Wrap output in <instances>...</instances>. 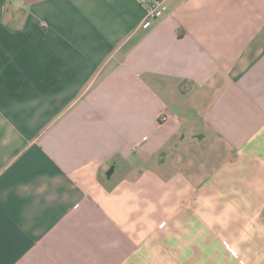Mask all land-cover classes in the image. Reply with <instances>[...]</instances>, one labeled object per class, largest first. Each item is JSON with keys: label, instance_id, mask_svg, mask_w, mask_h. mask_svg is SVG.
<instances>
[{"label": "crops", "instance_id": "crops-1", "mask_svg": "<svg viewBox=\"0 0 264 264\" xmlns=\"http://www.w3.org/2000/svg\"><path fill=\"white\" fill-rule=\"evenodd\" d=\"M166 6L0 0V264H264V0Z\"/></svg>", "mask_w": 264, "mask_h": 264}, {"label": "built area", "instance_id": "built-area-1", "mask_svg": "<svg viewBox=\"0 0 264 264\" xmlns=\"http://www.w3.org/2000/svg\"><path fill=\"white\" fill-rule=\"evenodd\" d=\"M139 1L146 10V18L144 23L142 24V28L147 30L153 25V23L156 20H158L165 14L167 10V6H166L167 0H139ZM162 120L166 121L167 118L163 117Z\"/></svg>", "mask_w": 264, "mask_h": 264}]
</instances>
